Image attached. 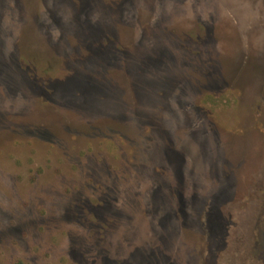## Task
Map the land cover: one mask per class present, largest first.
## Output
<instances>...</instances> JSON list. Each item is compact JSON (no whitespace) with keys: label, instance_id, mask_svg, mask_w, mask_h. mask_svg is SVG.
<instances>
[{"label":"rangeland","instance_id":"obj_1","mask_svg":"<svg viewBox=\"0 0 264 264\" xmlns=\"http://www.w3.org/2000/svg\"><path fill=\"white\" fill-rule=\"evenodd\" d=\"M262 188L264 0H0V264H264Z\"/></svg>","mask_w":264,"mask_h":264},{"label":"flooded vegetation","instance_id":"obj_2","mask_svg":"<svg viewBox=\"0 0 264 264\" xmlns=\"http://www.w3.org/2000/svg\"><path fill=\"white\" fill-rule=\"evenodd\" d=\"M261 198L257 200L254 204V209L251 211L256 212L258 214L257 221L253 226V230H255V236L253 237L256 241L254 242L255 251L264 250V189H261ZM258 244V246H257ZM250 264H259L257 261V257L254 253L250 254L249 257Z\"/></svg>","mask_w":264,"mask_h":264}]
</instances>
